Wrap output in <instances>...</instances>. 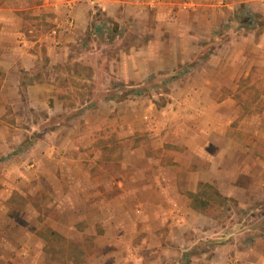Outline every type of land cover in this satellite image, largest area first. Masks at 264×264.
<instances>
[{"label": "crops", "instance_id": "0c3cea01", "mask_svg": "<svg viewBox=\"0 0 264 264\" xmlns=\"http://www.w3.org/2000/svg\"><path fill=\"white\" fill-rule=\"evenodd\" d=\"M101 1L104 14L117 20L121 13L129 18L138 13L146 15L149 4L156 3L161 8V22L170 32L175 31L176 38L183 40L218 37L220 29L229 22L227 16L238 11L242 3L244 15L251 10L264 16V0ZM37 11L43 17L53 13L48 15L54 26L48 38L62 42V46L54 47L46 42L47 49L43 48L49 33L39 34L28 19L29 14ZM93 11L92 0H45L40 4L0 0V172L6 173L0 176V182L8 186V191H12L14 181L18 186L27 180L23 177L18 180L23 171L20 174L17 169L16 173L12 170L20 168L19 161L11 162L2 156L19 150L26 130L20 123L24 115L44 110L46 119L51 120L59 108H64L66 98L57 61L72 58L70 42L83 39L92 23ZM246 19L247 16L244 22ZM18 37H23V44L16 45ZM255 38L260 39L256 42ZM244 39L251 43L244 47V56L250 59L244 63V72L248 74L250 67L247 69L246 65L251 66L252 54L264 56V29L259 27L252 33L244 29ZM127 62L133 66L126 76L136 80V61L129 55ZM209 99L207 96L205 102ZM225 101L212 111L191 114L194 118L191 123L179 120L178 125L169 127L159 122L156 115L148 126L142 127L144 115L138 114L136 107L124 111L119 105L107 115L100 109L82 111L78 113V123L44 129L49 139H39L38 149H32L33 163L37 170L41 168L38 173L34 169L28 181L40 191L42 179H48L52 183V189L48 190L64 194V198H80L87 206L82 217L96 218L97 252L83 264H201L196 260L199 255L190 251L202 244L201 239H220L214 243V254L205 260L201 258L204 264H264V222L255 229L254 235H245L252 228L244 226L242 238L221 237L214 228L201 226L197 221L200 215H213L214 209L193 205L202 183L213 185L228 200L237 197L235 193L239 190L244 192V198L264 195V158H258L256 166L236 161L231 167L234 174L226 178L231 169L225 161L234 159L238 150L233 144L236 139L232 132L235 129L229 124L231 117L225 114L228 119L225 126H219L216 117V109ZM70 115V118L77 117ZM104 134L107 139L130 141L124 148L112 146L110 162L106 151L111 149L100 145ZM136 135H144L145 141L138 140ZM44 143H48L43 147L48 148L47 155L52 157L48 163L54 166L51 178L42 170L46 151L40 145ZM249 167H257L259 174L249 171ZM244 171L251 180L241 186L237 181ZM109 186L116 187V191L111 192ZM59 228L56 226L54 230L60 231ZM192 230L199 237L192 238L195 236ZM68 263L74 264V260L69 259Z\"/></svg>", "mask_w": 264, "mask_h": 264}, {"label": "rangeland", "instance_id": "374dc122", "mask_svg": "<svg viewBox=\"0 0 264 264\" xmlns=\"http://www.w3.org/2000/svg\"><path fill=\"white\" fill-rule=\"evenodd\" d=\"M22 1L40 4L45 0ZM101 3V0H92V23L82 40L70 42L72 58L57 61L66 98L64 108H59L51 120L46 119L44 110L27 113L26 117L24 115L20 123L26 130L19 150L2 156L11 162L19 161L21 169L16 167L12 170L16 173L17 169L20 174L23 171L18 180L23 177L27 181L18 186L14 181L12 191H8V186L0 182V264H69V259H73L74 264H83L96 254L98 244L95 229L99 224L94 217H82L81 213L87 210L85 203L80 202V198L68 199L64 198V194L48 190L52 189L48 179H42L40 191L28 181L33 176V170L38 173L41 168L37 170V165H34L32 149H38L36 144H39V139H49L44 129L78 123L82 111L95 112L100 109L107 115L114 106L121 105L124 111L136 107L137 113L144 115L142 127L148 126L154 115L169 127L179 120L188 123L194 119L191 114L212 111L217 104L227 100L216 109V117L219 126H225V121H228L225 114L231 117L229 124L235 129L232 130L236 139L233 144H236L234 148L238 152L234 159L227 158L225 161L228 169H231L226 178L230 179L234 174L231 167L236 161L243 160L244 165L256 166L257 159L264 158V56L261 58L254 52L251 66L246 65L250 71L248 74L244 72V63L250 60L244 56V47L251 45L244 39V29L251 33L258 31L259 27L263 30V15L251 10L244 15L242 3L238 11L227 16L229 22L220 29L218 37L183 40L176 38L175 31L170 32L161 22V8L156 3L149 4L146 15L138 13L129 18L126 13H121L119 20L115 16H107L106 12L104 14ZM38 12L29 14L28 19L39 34L49 33L43 41V48L47 49L46 42L54 47L62 46V42L55 40V44L53 39L48 38L54 27L48 15L53 13L43 17ZM258 39L255 38V41ZM16 42V45L23 44V37H18ZM185 48L188 50L187 57ZM129 55L130 59L136 61V80L126 76L133 66L127 62ZM207 96L210 99L205 102ZM70 114L77 117L70 118ZM108 128L110 130L111 127ZM105 134L100 145L107 146L106 150L111 149L106 151L110 162L112 146L124 148L130 141L119 142L114 137L107 139ZM136 137L145 141L144 135ZM43 146H48V143L40 145L46 151L42 170L45 176L51 178L55 171L48 160H52V157L47 155L48 148ZM24 164L30 166L25 167ZM94 169L98 171V168ZM249 171L259 174L257 167H249ZM3 174L6 173L1 171L0 176ZM248 180H251V176L244 171L237 182L243 186L244 181ZM109 190L114 192L116 187L109 186ZM206 191L212 193L209 189ZM235 194L238 198L228 200L217 197L212 202L215 215H200L201 219L197 220L200 225L212 227L218 236L228 235L230 239L242 238L244 226L252 228L245 235H254L255 229L264 222V195L244 198L242 190ZM194 219L197 217L194 216ZM56 226H60V231L54 230ZM192 232L195 235L192 238L199 237L197 231ZM215 240L201 239L202 244L190 249L194 251L193 254L199 255L196 260L201 264L205 263L202 259L214 254V243L220 239Z\"/></svg>", "mask_w": 264, "mask_h": 264}, {"label": "trees", "instance_id": "16d2710c", "mask_svg": "<svg viewBox=\"0 0 264 264\" xmlns=\"http://www.w3.org/2000/svg\"><path fill=\"white\" fill-rule=\"evenodd\" d=\"M206 189H209L213 194L209 193V191H206ZM220 196V192L215 189L213 185H210L209 183H202L201 190L197 195L194 196L193 205L195 207L211 209L214 207V204L212 202H214L216 198Z\"/></svg>", "mask_w": 264, "mask_h": 264}]
</instances>
